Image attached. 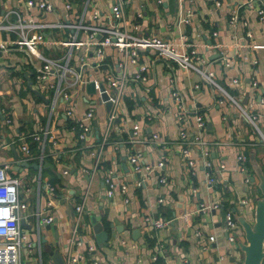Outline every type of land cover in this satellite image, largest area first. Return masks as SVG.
<instances>
[{
	"label": "crops",
	"instance_id": "crops-1",
	"mask_svg": "<svg viewBox=\"0 0 264 264\" xmlns=\"http://www.w3.org/2000/svg\"><path fill=\"white\" fill-rule=\"evenodd\" d=\"M62 1L51 0L53 11L40 14L28 10L23 1L0 0V23L15 22L11 10L32 22H73L82 14L85 24L109 27L113 23L110 6L114 0H91L84 11L80 0H73L68 12ZM260 2L264 5V0ZM257 7L255 2L251 7L241 6L240 0H122L118 28L135 36H155L178 51L190 44L233 102L203 83L195 72L158 57L151 49L138 50L136 64L131 65L121 52L105 47L102 65L95 66L88 43L71 50L57 44L69 37L70 28L42 29L44 43L38 52L59 63L69 53L67 66L80 71L86 80L96 79L102 91L93 87V93L87 92L85 84L91 81L66 82L57 76L37 82L22 51L9 49L2 54L0 164L21 180L19 195L27 200L20 227L33 241L22 264L38 257L41 264H52L46 248L57 249L64 259L80 255L78 264H179L181 259L186 264H240L237 244L243 243V233L238 230L235 242L228 244L223 215L229 211L237 224L238 218L251 223L260 197L256 169L264 174V49L251 48L253 43L264 44V22L258 20ZM90 8L99 13L95 22L89 19ZM186 12L188 23L179 22ZM233 14L236 19L230 22ZM78 35L85 39L82 33ZM16 38L14 32L0 29V39ZM220 51L232 59L231 64L223 66ZM34 63L37 66L40 61ZM140 65L145 67L144 80L134 81L131 78ZM106 68L115 76H127L119 82L120 96L111 122L112 107L106 108L100 98V93L113 90L102 81ZM231 79L235 82L230 83ZM195 84L199 85L196 89ZM173 89L191 110L180 123L170 96ZM88 109L91 116L85 118ZM240 110L254 117L255 128ZM195 114L201 115L204 124L199 133L203 148L189 144V166L180 154L177 133L182 126L189 136L196 134ZM68 122L85 126L82 139L67 127ZM44 129L46 134H41ZM111 131L125 132L128 137L109 143ZM125 142L128 148L120 145ZM33 143L37 144L34 150ZM22 145L29 155L23 154ZM133 152L153 170L133 173L128 162ZM238 154L243 156L244 171L239 169ZM157 162L162 163L163 184L154 169ZM108 172L116 183L110 196L104 182ZM207 174L213 178L211 184ZM48 186L53 189L49 191ZM46 216L51 217L48 224L42 222ZM144 216L170 223L156 230L144 223ZM94 223L104 234L97 235L100 242L92 230ZM208 236L213 240L208 241Z\"/></svg>",
	"mask_w": 264,
	"mask_h": 264
},
{
	"label": "built area",
	"instance_id": "built-area-1",
	"mask_svg": "<svg viewBox=\"0 0 264 264\" xmlns=\"http://www.w3.org/2000/svg\"><path fill=\"white\" fill-rule=\"evenodd\" d=\"M23 1L24 5L28 10H33V12H38L40 14L46 12H52L54 5L51 0H17ZM159 1V0H158ZM73 0H63L62 5L65 11H71ZM181 2V0H179ZM254 2L258 4L256 9V15L260 22H264V5L260 0H240L241 6L251 7L254 5ZM82 5V10L84 11L87 6L90 7L91 0H80ZM121 5L122 0H114L113 4L110 6V16L112 19V24L109 27H102L101 25L96 24H85L83 22V15L80 14L79 17L73 22H36L30 19H22L21 16L15 11L11 10L9 13H13L15 16V22L1 24L0 29L14 32L17 35V38L14 40H2L0 39V59L4 52L9 49H18L22 51L28 62L33 67L34 79L37 82L47 81L50 76H57L60 80L64 79L66 82H93V87L98 91L99 84L98 81L94 78L91 80H86L83 74L80 71L71 70L67 66L68 59L70 54L67 53L62 57L63 63H59L58 60L44 58L38 52V46L44 43V36L41 32L44 28H70L72 30L69 37L64 40L57 42V44H62L66 46L69 50L72 48H79L84 43H88L93 47V55L96 60L95 66L102 65V51L105 47H113L118 52H121L125 61L131 65L136 64V59L138 55V50L151 49L155 54L168 61L174 62L178 67L191 70L198 74L201 78V81L205 84L212 86L219 90L224 96L233 100L228 96V94L217 86L214 82L212 73L205 68V61L203 57L196 52V50L190 45L185 44L186 48L182 51H178L173 45L169 42L157 38L155 36L144 37V36H135L129 34L125 29H120L117 26V21L121 19ZM181 11V10H180ZM89 19L95 22L99 17L97 9L90 8L88 12ZM236 19L235 14H233L229 20L233 22ZM179 22L188 23V13H184L182 17L178 18ZM33 30V33L30 31ZM82 33L85 39H81L78 33ZM249 36L248 33H246ZM181 38L183 36L181 35ZM253 49H264V44H251ZM219 61L223 66H228L231 64L232 59L228 58L223 51L219 52L218 55ZM39 60V65L36 66L34 61ZM78 61L81 62L82 58L78 57ZM144 71L145 67L143 65L138 66L136 73L132 76V80L139 81L144 80ZM70 75L69 79L66 76ZM127 76L123 74L120 76H115L109 68H106V71L103 74L102 81L106 82V86L110 89H113L111 92H106V101L109 102L112 110L108 114V121L111 122L115 117L113 108L119 100L120 88L119 82L126 80ZM235 79H231L230 83H234ZM198 84L194 85V88H198ZM170 96L175 101L177 106V123H180L183 120L185 114L190 113L191 110L187 109L182 97L176 90L170 91ZM104 102V101H103ZM236 104V103H235ZM242 117L248 121L254 128V117L240 110ZM91 116V109H88L84 117L89 118ZM195 127L197 129L196 134L189 136L182 126L178 130L177 137L180 143V154L186 160L187 164L190 166L192 164L191 160L188 157V146L189 144H196L203 148V142L200 139L199 133L203 129V120L200 114H195L193 116ZM77 128L79 129L78 138L82 139L84 137L85 126L79 122L77 123ZM133 132H135L136 126H133ZM46 129L41 130V134H46ZM153 138H156V135H152ZM34 139L38 138V135H33ZM21 151L25 156L29 155V150L25 145L20 147ZM203 155H206L207 152L202 150ZM236 160L239 163V169L244 171L242 166L243 156L238 154ZM128 162L131 166L132 172L137 174H146L153 170V167L148 165H142L140 163V154L133 152L128 156ZM162 166L161 162H157L154 165V169L158 172V182L163 184L165 182L164 176L160 173V168ZM64 172V171H63ZM111 172H108L104 177V182L106 184V195L110 196L115 189V180L114 177L110 175ZM206 181L208 184H211L213 178L207 174ZM247 181V178H245ZM21 180L15 176L11 175L8 172V166L6 164H0V264H22L21 262V253L22 250H26V256L29 257V251L33 248V241L29 239L27 234L20 227L21 212L25 210L26 203L19 197V185ZM49 191L53 188L48 186ZM123 186H119V190L122 191ZM161 201L160 199L158 200ZM244 202V200H242ZM214 207V205H213ZM80 206H76V212H80ZM51 221L50 216H46L42 219L43 223L48 224ZM143 221L145 224L150 226L153 229H162L169 226V219H163L159 217H150L144 216ZM223 228L226 233V241L228 244H233L238 235V224L234 220L232 214L229 211H225L223 215ZM199 235V232L196 233ZM208 241L213 240V236L207 237ZM79 244V242H77ZM87 251H91V248L88 247ZM155 259L154 256L151 257ZM81 259V256H67L64 260L65 264H73L78 262ZM31 264H41L40 258L32 259ZM96 264V262H93ZM179 264H186L184 259H181Z\"/></svg>",
	"mask_w": 264,
	"mask_h": 264
},
{
	"label": "water",
	"instance_id": "water-1",
	"mask_svg": "<svg viewBox=\"0 0 264 264\" xmlns=\"http://www.w3.org/2000/svg\"><path fill=\"white\" fill-rule=\"evenodd\" d=\"M85 89L87 92L93 93V82H87L85 84ZM99 91H102V87H99ZM100 98L104 101L106 108L109 107V102L106 101V94L100 93ZM24 166L26 164H23ZM34 168L36 165H32ZM256 173L259 179L258 189L260 192V197L255 201L253 207V220L251 223L245 221L243 218H238V226L241 232L243 233V243H238V249L242 254L240 264H261L262 259L264 258V174L260 172L259 169H256ZM20 225H23V221L20 220ZM95 237L100 242L99 237H104V234L100 230V225L94 223L92 227ZM97 233V234H96ZM99 233V234H98ZM41 242L44 243V239L41 238ZM45 252L50 257L52 264H65L64 258L61 254L57 252V249L52 250L46 248ZM73 264H78L75 262Z\"/></svg>",
	"mask_w": 264,
	"mask_h": 264
},
{
	"label": "trees",
	"instance_id": "trees-1",
	"mask_svg": "<svg viewBox=\"0 0 264 264\" xmlns=\"http://www.w3.org/2000/svg\"><path fill=\"white\" fill-rule=\"evenodd\" d=\"M127 105L130 106V103L127 102ZM67 127L69 129H72V131L74 132V135L76 136L78 133H79V129L77 128V125H75L74 123H70L68 122L67 123ZM128 137V134L123 132V133H117V132H114V131H111L109 134H108V141L109 143L110 142H118L120 140H126V138ZM118 143H121V142H118ZM120 145H123L124 147L128 148L129 145L125 142L123 144H120ZM37 144L36 143H33V147H32V150H34V148H36ZM31 149V148H30Z\"/></svg>",
	"mask_w": 264,
	"mask_h": 264
},
{
	"label": "rangeland",
	"instance_id": "rangeland-1",
	"mask_svg": "<svg viewBox=\"0 0 264 264\" xmlns=\"http://www.w3.org/2000/svg\"><path fill=\"white\" fill-rule=\"evenodd\" d=\"M19 191H21V188H20V187H19ZM21 196H22V195H21V192H20V195H19L20 199L22 198V199H24V201L27 200V198L25 199V198H23V197H21ZM22 212H24V211H22ZM22 212H21V213H22ZM32 225H33V224H32ZM29 232L32 233V232H33V229H32V230L30 229ZM25 259H26V254H25V252L22 250V253H21V261H22V262H25Z\"/></svg>",
	"mask_w": 264,
	"mask_h": 264
}]
</instances>
